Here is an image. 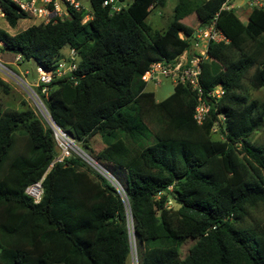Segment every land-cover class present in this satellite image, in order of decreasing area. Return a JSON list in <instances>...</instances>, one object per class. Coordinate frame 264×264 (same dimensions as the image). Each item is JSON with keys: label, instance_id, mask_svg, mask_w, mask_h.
Instances as JSON below:
<instances>
[{"label": "trees", "instance_id": "1", "mask_svg": "<svg viewBox=\"0 0 264 264\" xmlns=\"http://www.w3.org/2000/svg\"><path fill=\"white\" fill-rule=\"evenodd\" d=\"M230 1L177 0L161 31L145 18L166 0H133L118 12L87 0L86 22L83 11L70 10L11 35L0 29L4 59L19 54L49 72L63 47L75 50L76 69L53 78L47 95L42 85L35 93L84 152L99 136L94 158L125 174L120 195L99 173L79 170V157L54 162L41 116L0 106V264H126L130 231L141 246L138 264H264V240L235 224L247 204L264 202V146L250 139L264 126V102L249 100L242 82L264 87V7L252 6L244 23ZM1 5L11 28L33 19L10 0ZM188 15L197 28L214 20L227 39L209 42L201 64L202 88H223L201 125L188 86L175 84L156 100L141 80L151 62L190 47L193 37L179 36ZM0 90H9L1 79ZM216 123L221 138L212 137ZM38 180L42 193L33 202L24 189Z\"/></svg>", "mask_w": 264, "mask_h": 264}, {"label": "built area", "instance_id": "2", "mask_svg": "<svg viewBox=\"0 0 264 264\" xmlns=\"http://www.w3.org/2000/svg\"><path fill=\"white\" fill-rule=\"evenodd\" d=\"M14 3L18 9L33 19L41 21L46 24L49 22H55L57 19H62L69 16L70 10L83 11L84 15L82 22H86L92 17L90 8L86 7L80 0H10ZM0 0V17L4 19V12ZM251 6L264 7V0H251ZM102 6H107L111 12H118L121 10L123 4L121 0H102ZM227 7V6H225ZM194 49L188 54L185 50L181 54L168 59L161 58L159 60L151 62L147 69L141 75V80L145 83V87L148 83L154 86L160 83V78H168L175 84H182L188 86L196 95V104L193 109L192 117L196 124L201 125L205 122L209 115L211 105L216 103L223 94V88L220 84L212 87L211 89L204 90L201 86V64L208 59L207 46L209 42H226L227 39L222 32L216 28L215 21L212 20L210 24L204 27H199L194 32ZM0 46L2 44L0 43ZM22 62V58L19 54H16L10 61L2 60V54L0 52V79L6 81L5 78L17 83H21L29 92L30 98L35 103L39 113L45 119L48 127L52 131L54 141L59 145L60 153L54 157V162L63 161L65 157H68L69 150H74L70 145L77 148L70 135L64 131L60 126L54 123L51 118L43 114V107L41 99L35 93V88L28 84L25 79L20 76L21 73L17 65ZM77 67V55L73 48H68V52L65 58H59L56 62V66L53 71L49 72L41 65L35 64V85H42L44 88V95H47L46 85L51 82L55 77H61L70 75ZM28 72V71H27ZM26 72V73H27ZM222 120V117H219ZM217 124L212 128V132L217 130ZM77 150H79L77 148ZM80 151V150H79ZM81 152V151H80ZM82 153V152H81ZM84 154V153H83ZM90 160V162L82 156L86 162H88L100 175L106 177V180L112 182V185L116 188L120 195H122V189H119L118 182L113 179L112 175L105 170L95 159L90 157L87 153L84 154ZM100 168L105 170L103 172ZM115 182V183H114ZM24 193L31 197L33 202H38L41 193V180H38L24 189Z\"/></svg>", "mask_w": 264, "mask_h": 264}, {"label": "rangeland", "instance_id": "3", "mask_svg": "<svg viewBox=\"0 0 264 264\" xmlns=\"http://www.w3.org/2000/svg\"><path fill=\"white\" fill-rule=\"evenodd\" d=\"M87 8L88 2L87 0H80ZM133 0H122V4L127 5L130 4ZM249 0H231V3L236 8L240 4H246ZM177 0H166L163 7H155L153 8L147 17L145 18V22L151 27L152 30L161 31L163 30L167 23L170 21L173 7L175 6ZM194 15H188L186 18H184L183 25L184 27H189L191 30H185L182 26V37L183 38H190L193 37L194 33L193 30L196 29L197 24L195 21ZM34 19L27 18V19H20L18 20L16 26L14 28H11L8 26L7 22L0 17V29L7 32L9 35L14 34L15 32L22 30L26 28L27 26L34 23ZM192 32V33H191ZM193 44L191 43L190 47H192ZM1 52V51H0ZM68 52V47L65 46L60 50V58H65ZM2 54V60H5L7 58H3L4 52H1ZM10 61V60H5ZM17 67L19 68V71L21 73L20 76H22L25 81L33 86V88H36L35 85V74H34V67L35 63L33 61L29 62H20ZM28 71V72H27ZM27 72V73H26ZM249 73H251V70H249ZM5 82L9 84V90L8 92H2L0 90V106L5 109H23L26 107H29L33 109L36 114L41 116L39 113L35 103L29 96V92L27 89L21 84L14 82L12 80H9L8 78H5ZM160 83L156 86H154L151 83H148L146 85V89L149 91H152L154 94V97L156 100H161L165 97H167L173 90L174 83L171 82L168 78L161 77ZM243 82V88L244 93L247 95L249 100H256L257 102L261 103L264 102V87L260 89H253L248 86L246 78L244 77L242 79ZM48 92V89H47ZM43 124H46L45 119L41 116ZM213 138H221V134L216 130L212 134ZM73 139V138H72ZM251 141L255 144L263 145L264 146V126L257 129L252 136L250 137ZM74 144H76L80 149L82 146L78 143H76L73 140ZM88 150L91 151V154H88L90 157L94 158L95 153L102 147V143L100 141L99 136L95 135L91 137L88 141ZM59 145L55 142V150L57 156L60 153ZM86 153V152H85ZM69 156H77L79 157L85 164V166L79 167V170H86L90 173L97 172L86 160H84L80 155H78L74 150H69ZM96 160V159H95ZM105 170H107L118 182L119 189H122L123 183H124V171L122 169H118L114 167V165H111L110 167H105L104 164H102L100 161L96 160ZM118 171L116 172V170ZM90 178H92L95 182L98 181V178L94 177L93 174H90ZM102 176V175H101ZM103 177V176H102ZM106 179V177H103ZM110 182V181H109ZM112 184V182H110ZM115 183V182H114ZM167 205L171 208H176L177 204L170 198H168ZM246 211L244 216L235 222L236 227L239 228H249L251 231H253L259 238L264 240V202H255L253 204H247L245 207ZM189 242L185 243L183 245V249L185 250L188 246ZM132 248H133V257L129 254L126 264H138L139 263V256L138 251L141 250V246L138 245L135 240L132 241Z\"/></svg>", "mask_w": 264, "mask_h": 264}, {"label": "crops", "instance_id": "4", "mask_svg": "<svg viewBox=\"0 0 264 264\" xmlns=\"http://www.w3.org/2000/svg\"><path fill=\"white\" fill-rule=\"evenodd\" d=\"M250 1L251 0H249L246 4H240L237 8L235 7V6H233V4L231 3V1H230V4H229V7H232L233 9H234V11H235V13L237 14V16L240 18V20L242 21V22H244V23H246L247 22V20H248V15H249V13H250V10H251V3H250ZM197 24V23H196ZM196 29H197V27H196ZM196 29L193 31V33L196 31ZM179 36L181 37V38H183L182 37V31H180L179 32ZM193 38H194V35H193ZM194 40L195 39H193V43H194ZM192 43V44H193ZM193 49H194V45L192 46V47H189L188 49H186L187 51H188V54L191 52V51H193ZM145 89H146V87H145ZM147 90V89H146Z\"/></svg>", "mask_w": 264, "mask_h": 264}, {"label": "water", "instance_id": "5", "mask_svg": "<svg viewBox=\"0 0 264 264\" xmlns=\"http://www.w3.org/2000/svg\"><path fill=\"white\" fill-rule=\"evenodd\" d=\"M193 39L194 38H192L191 39V43H193ZM43 114L45 115V117H46V110H45V108L43 107ZM52 120V119H51ZM77 148L82 152V153H84V154H86L82 149H80L78 146H77ZM82 157V156H81ZM128 225L130 226V221H129V219H128ZM132 241H134V234L130 231V233H129V243H130V255L133 257V248H132Z\"/></svg>", "mask_w": 264, "mask_h": 264}, {"label": "bare ground", "instance_id": "6", "mask_svg": "<svg viewBox=\"0 0 264 264\" xmlns=\"http://www.w3.org/2000/svg\"><path fill=\"white\" fill-rule=\"evenodd\" d=\"M73 149H75L79 154H81V156H83L84 158L86 157V159L90 162V160L87 158V156H85L83 153H81L79 150H77V148H75L73 145H70ZM103 172H105L107 174V172L105 170H103L102 168H100Z\"/></svg>", "mask_w": 264, "mask_h": 264}]
</instances>
